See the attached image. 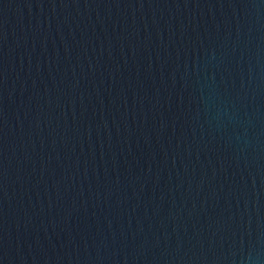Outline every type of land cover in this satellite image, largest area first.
I'll return each mask as SVG.
<instances>
[{
  "label": "water",
  "instance_id": "obj_1",
  "mask_svg": "<svg viewBox=\"0 0 264 264\" xmlns=\"http://www.w3.org/2000/svg\"><path fill=\"white\" fill-rule=\"evenodd\" d=\"M0 264H264V0H0Z\"/></svg>",
  "mask_w": 264,
  "mask_h": 264
}]
</instances>
